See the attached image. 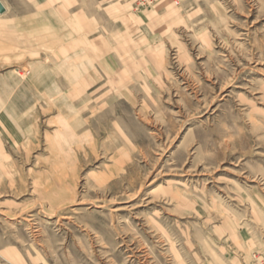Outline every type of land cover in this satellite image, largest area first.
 <instances>
[{
    "label": "rangeland",
    "instance_id": "rangeland-1",
    "mask_svg": "<svg viewBox=\"0 0 264 264\" xmlns=\"http://www.w3.org/2000/svg\"><path fill=\"white\" fill-rule=\"evenodd\" d=\"M30 1L0 26V264H264V0Z\"/></svg>",
    "mask_w": 264,
    "mask_h": 264
},
{
    "label": "crops",
    "instance_id": "crops-1",
    "mask_svg": "<svg viewBox=\"0 0 264 264\" xmlns=\"http://www.w3.org/2000/svg\"><path fill=\"white\" fill-rule=\"evenodd\" d=\"M20 2H22V9L25 8V5H26V14L23 12L21 16H18V17H11V18H0V26H14V25H20L25 19H30V9H31V1L30 0H19ZM26 1V3H25ZM1 4L3 5L5 11L3 14H6L8 13V11L10 10L9 7H11L9 4H8V1L7 0H0ZM9 5V7H7ZM13 8V7H11ZM24 11V10H23ZM3 14H0V15H3ZM2 34H7L8 32L4 29L3 31H1Z\"/></svg>",
    "mask_w": 264,
    "mask_h": 264
},
{
    "label": "water",
    "instance_id": "water-1",
    "mask_svg": "<svg viewBox=\"0 0 264 264\" xmlns=\"http://www.w3.org/2000/svg\"><path fill=\"white\" fill-rule=\"evenodd\" d=\"M4 11H5V9H4L3 5H2L1 2H0V14H3Z\"/></svg>",
    "mask_w": 264,
    "mask_h": 264
}]
</instances>
